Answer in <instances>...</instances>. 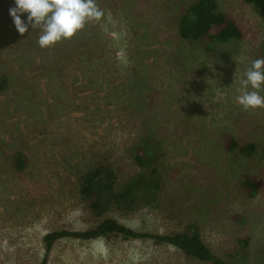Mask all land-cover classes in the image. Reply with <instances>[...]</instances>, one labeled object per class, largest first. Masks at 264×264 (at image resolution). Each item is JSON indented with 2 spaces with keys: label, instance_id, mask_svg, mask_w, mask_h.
<instances>
[{
  "label": "rangeland",
  "instance_id": "obj_1",
  "mask_svg": "<svg viewBox=\"0 0 264 264\" xmlns=\"http://www.w3.org/2000/svg\"><path fill=\"white\" fill-rule=\"evenodd\" d=\"M196 1L96 0L104 17L64 40L78 50L61 67L55 47L38 46L39 30H16L14 0H0V264H42L47 233L106 218L162 234L192 222L217 255L264 264V109L244 111L235 100L245 71L262 58L264 19L245 0H217L243 36L212 51L178 32ZM149 134L162 151L158 196L111 201L96 213L81 193L84 175L106 166L119 189L149 172L133 152ZM248 143L249 156L241 150ZM19 154L28 161L23 172ZM245 174L258 184L254 195L242 187ZM45 264L208 263L152 239L102 236L61 238Z\"/></svg>",
  "mask_w": 264,
  "mask_h": 264
},
{
  "label": "trees",
  "instance_id": "obj_2",
  "mask_svg": "<svg viewBox=\"0 0 264 264\" xmlns=\"http://www.w3.org/2000/svg\"><path fill=\"white\" fill-rule=\"evenodd\" d=\"M245 1L252 4L258 14L264 19V0ZM177 28L184 40H205L212 51L219 50L223 52V46L234 43L243 36L242 29L236 19L220 10L217 0H197L189 4L180 15ZM11 34H17L16 30H13ZM20 45L26 46L27 44L20 43ZM54 47L53 55L57 57V61L60 62L61 67L67 66L69 61H74L68 58V55L75 56V51L78 49L72 46L71 42L62 41ZM262 58H264V43ZM5 74L3 85L7 82L6 71ZM1 82L2 79L0 80V84ZM226 138L228 143L233 142L231 135L226 136ZM254 148L253 143H248L243 145L241 150L249 156L254 153ZM133 152L135 161L142 169L149 168V172L142 171L138 173L136 177L129 179L119 189L115 188V177L112 172H109L105 168L106 166L96 167L84 175L81 193L90 202V207L96 213L100 214L106 210V207L110 206L111 201L121 206L133 205L138 201H149V198H156L161 188L164 187L163 178L158 173L157 165L155 164L158 156L162 153L160 144L153 140L149 134L147 139H138L136 141ZM27 162V157L19 154L15 160L17 170L23 172L27 166ZM241 184L249 195H254L258 190L257 182L249 174L243 176ZM232 217L239 219L238 215H232ZM102 236L148 238L157 244L166 243L172 245L180 249L186 256L200 262L208 264H238L214 253L208 244L204 242L198 226L192 222L182 232L162 234L141 232L113 218L103 219L97 226L87 230L60 229L47 233L44 236L45 257L42 264L47 262L54 244L61 238L73 237L91 240ZM239 253L240 251H238Z\"/></svg>",
  "mask_w": 264,
  "mask_h": 264
},
{
  "label": "clouds",
  "instance_id": "obj_3",
  "mask_svg": "<svg viewBox=\"0 0 264 264\" xmlns=\"http://www.w3.org/2000/svg\"><path fill=\"white\" fill-rule=\"evenodd\" d=\"M9 9L20 35L39 30L38 46L52 48L57 43L70 40L87 24L99 22L104 11L96 0H14ZM27 14V22L21 16ZM236 102L244 111L264 109V58H257L240 79Z\"/></svg>",
  "mask_w": 264,
  "mask_h": 264
}]
</instances>
